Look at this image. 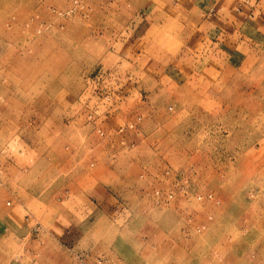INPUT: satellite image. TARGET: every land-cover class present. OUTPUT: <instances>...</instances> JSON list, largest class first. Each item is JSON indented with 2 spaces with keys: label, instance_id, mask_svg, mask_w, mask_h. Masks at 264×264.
Instances as JSON below:
<instances>
[{
  "label": "rangeland",
  "instance_id": "1",
  "mask_svg": "<svg viewBox=\"0 0 264 264\" xmlns=\"http://www.w3.org/2000/svg\"><path fill=\"white\" fill-rule=\"evenodd\" d=\"M74 1L0 0V264H264V0Z\"/></svg>",
  "mask_w": 264,
  "mask_h": 264
},
{
  "label": "crops",
  "instance_id": "2",
  "mask_svg": "<svg viewBox=\"0 0 264 264\" xmlns=\"http://www.w3.org/2000/svg\"><path fill=\"white\" fill-rule=\"evenodd\" d=\"M237 1H239L237 3L238 10L243 11L245 9L244 11H246V10L249 9V6H247V4L249 2H251V1H253V0H237ZM110 4L111 5H110L109 9L108 8L107 9L108 10H111V12H110L111 14H113V15L115 14L116 16L120 15V13H125V14H128V15H131V19H130V17H127V20L128 21L126 23H128V25H126L124 28H118V26H119L118 23L117 22H115V23L112 22V26L116 30H119V29H128L129 27H133L132 29H134L136 27L135 26L136 23H134L135 22L134 21V14H135L134 8L131 9L127 5L126 7H124L122 9L121 7H119L118 2L115 3V1H113V0H112V3H110ZM214 4H217V1L216 0H214V1L211 0L210 4H208V6L206 5V9L208 8L207 9V12L212 13V11H214V9H213V7L215 6ZM154 8L155 7H153V8L147 7L144 10V12L142 13V15L143 14H146L148 12H150L151 14L153 13L155 15H159V14H162V13L164 14V11H161L162 9H160L159 7H157L156 10ZM175 8H177V7H175ZM137 13H140V10ZM226 14H227V12H226ZM214 15H217V13H214ZM145 16H147V14ZM217 17H218V15L215 17V19ZM141 18H144L143 20H146L145 17H142L141 16ZM154 19H155V16L152 17V21L150 23H148L146 25V27L145 26H140V28L141 29H144V28L145 29H159L160 28L159 27L160 26V23H157V25H156V23L153 21ZM223 19H224V21L227 20V18H225V17H223ZM209 26H211V28H212V26L214 27V25H213L212 22H211V24H209ZM131 31H134V30H131ZM136 37L137 38H141L142 36H136ZM51 152L52 151H48V152H46V154H51ZM77 153L80 155L82 152L80 151V153L79 152H77ZM76 158H77L76 153H74L73 151H71V152L69 151L68 152V156H67L66 160L64 161V164L65 165L62 166V167L60 166V167H55V168L53 167V168H51L50 171H49V174H51V176L52 175L53 176L54 175H57V176L60 175L61 176V174H62L63 182H64L63 184H72V185H74L75 182H76V177L78 176V174H77L78 171L76 170V166L73 164L74 163L73 161L76 160ZM77 160H79V157L77 158ZM77 187H79V186H77ZM30 198L34 199V197H30ZM32 199L29 200V202H31V203H29V205L36 204L35 201L32 202ZM25 201L27 202L28 200H25ZM19 202H20V204L22 206H25L26 207L27 203H25V202H23L21 200H19ZM92 203H93V205L96 208H98L97 200L96 199H94ZM102 203H103V201H102ZM102 203H100V207L101 206H104V205H102ZM83 216H84L83 218H85V217H88L89 215H87L86 213H84ZM19 221H20L19 220V217H9V215L4 214V213L3 214H0V222L2 224V230H3V233L0 235V237H2V236L4 237V235H6V233H9V231H12L13 232L12 228H9V225H11V224H14V225L16 224V225H18V228H20L22 225L20 226V224L16 223V222H19ZM19 232H21V230H19V231H16L15 230L13 232V233H15L14 236H19V237H22V238L29 237L31 243H34L35 241H37L38 238H39V236L42 237V235L46 236L47 238H50V237L53 236L51 232L46 231L45 234H43L42 231L39 230L37 232L36 230L34 231L32 228H31V230H29V233L25 231L26 234H25V232H24V234H21ZM132 236H130L131 239L133 238ZM146 236L147 235L144 234V232H142L141 235L139 236L140 237L139 238L140 240H138V242L136 243V245H135V242H132V244H131L130 241H127L129 244H131L130 245V253L131 254H135V257H137V256L142 257L145 254V250H146V247H145L146 246V244H145ZM111 238H112L111 239V246H110L111 247L110 248V253L112 254L111 264H123V262L125 260H124V254L122 253V251L118 247V242H117V240H118V234H116L115 239H113V237H111ZM41 249L42 250H48V248H46V247L41 248ZM25 252H26V254L30 255V257L35 258V255H36V252L35 251H33V250L31 251L30 250V251L27 252L25 250ZM45 253H48V251H45ZM128 254H129V252H128ZM5 255H6L5 249L4 250L3 249H0L1 259L4 258ZM12 260H14V259L13 258L11 259V257H10V259L8 261H6V263L1 262V264H34L32 262L31 263L30 262L23 263L22 262V254L19 255L18 259H15L14 261H12ZM125 264H130V263H125Z\"/></svg>",
  "mask_w": 264,
  "mask_h": 264
},
{
  "label": "bare ground",
  "instance_id": "3",
  "mask_svg": "<svg viewBox=\"0 0 264 264\" xmlns=\"http://www.w3.org/2000/svg\"><path fill=\"white\" fill-rule=\"evenodd\" d=\"M261 77V76H260ZM260 80V79H259ZM259 80H258V82H259ZM253 83V82H252ZM251 85V84H250ZM249 85V86H250ZM253 85V84H252ZM255 85V84H254ZM253 85V86H254ZM257 85V84H256ZM260 87H261V85H260ZM250 88H251V86H250ZM252 91V90H251ZM258 91V90H257ZM262 92H263V90H262ZM254 94L256 93V92H253ZM264 93V92H263ZM251 94V93H250ZM250 94H249V96H250ZM253 95V94H252ZM240 96V95H239ZM263 96V95H262ZM252 97V96H251ZM248 98H250V97H248ZM261 98V97H260ZM255 100V99H254ZM252 101H253V99H252ZM255 101H257L258 102V100H255ZM259 101L261 102L260 104L258 103V105H254L253 104V102L251 103V104H248L247 105V108H248V110H250V113H255L257 110L259 111V113L261 112V107H264V101L262 102V98L261 99H259ZM256 103V102H255ZM258 106V107H257ZM251 128V127H250ZM252 129V128H251ZM256 129V128H255ZM260 137H261V135H259ZM250 138V137H249ZM263 138V137H262ZM260 151L263 153L264 152V142L261 144V146H260ZM264 164V163H263Z\"/></svg>",
  "mask_w": 264,
  "mask_h": 264
},
{
  "label": "built area",
  "instance_id": "4",
  "mask_svg": "<svg viewBox=\"0 0 264 264\" xmlns=\"http://www.w3.org/2000/svg\"><path fill=\"white\" fill-rule=\"evenodd\" d=\"M74 3L76 4V3H77V1L75 0V1H74ZM130 127H131V126H130ZM100 134H102V133H100Z\"/></svg>",
  "mask_w": 264,
  "mask_h": 264
}]
</instances>
